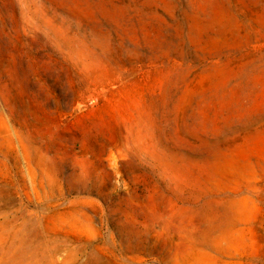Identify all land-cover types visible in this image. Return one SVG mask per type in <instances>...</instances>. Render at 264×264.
Masks as SVG:
<instances>
[{"label": "rangeland", "instance_id": "obj_1", "mask_svg": "<svg viewBox=\"0 0 264 264\" xmlns=\"http://www.w3.org/2000/svg\"><path fill=\"white\" fill-rule=\"evenodd\" d=\"M233 151L263 183L264 0H0V264H198L164 222L225 196L164 165Z\"/></svg>", "mask_w": 264, "mask_h": 264}, {"label": "bare ground", "instance_id": "obj_2", "mask_svg": "<svg viewBox=\"0 0 264 264\" xmlns=\"http://www.w3.org/2000/svg\"><path fill=\"white\" fill-rule=\"evenodd\" d=\"M241 153L231 152V160L224 164L164 165L169 171L163 181L173 184L176 193L190 190L199 194L212 184L216 194L225 196L188 216L181 225L173 217L164 222L167 230H174L173 254L180 255V260L194 256L198 264H218L215 255H243L257 243L264 255V182ZM81 264L112 263L93 256Z\"/></svg>", "mask_w": 264, "mask_h": 264}]
</instances>
